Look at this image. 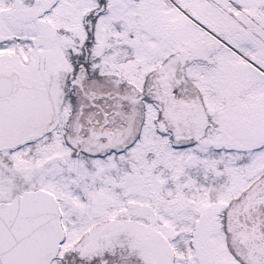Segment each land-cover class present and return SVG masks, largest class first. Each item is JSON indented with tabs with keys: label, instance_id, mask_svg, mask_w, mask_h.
Listing matches in <instances>:
<instances>
[{
	"label": "snow or ice",
	"instance_id": "obj_1",
	"mask_svg": "<svg viewBox=\"0 0 264 264\" xmlns=\"http://www.w3.org/2000/svg\"><path fill=\"white\" fill-rule=\"evenodd\" d=\"M0 264H264V0H0Z\"/></svg>",
	"mask_w": 264,
	"mask_h": 264
}]
</instances>
